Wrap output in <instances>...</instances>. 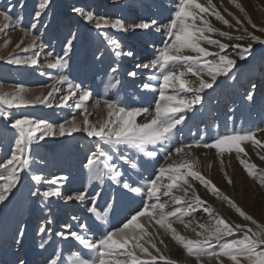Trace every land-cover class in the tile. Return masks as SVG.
<instances>
[{
	"label": "snow or ice",
	"instance_id": "obj_1",
	"mask_svg": "<svg viewBox=\"0 0 264 264\" xmlns=\"http://www.w3.org/2000/svg\"><path fill=\"white\" fill-rule=\"evenodd\" d=\"M232 2L236 9L247 16L246 10L240 3L236 0H232ZM50 3L51 0H42L35 12L34 20H39L42 12ZM23 6L21 3L20 7L23 8ZM224 11L228 10L224 9ZM11 12V8L0 10V17L7 22L0 27V32L6 31L14 19L16 24L22 27V18H14ZM71 12L80 15L98 32L107 28L120 32H135L136 30L154 28L155 32L166 37L162 41L163 47L158 50L155 59L148 63L135 65L137 69H158V72L150 76L147 82H142L139 85L142 92H149L154 90L152 81L158 82L159 87L155 89L158 96L154 98V107L135 106L128 103L127 98L119 99L107 96L103 99L106 116L95 120L90 119L93 115H99V113L89 112L86 104L91 99L93 90L85 87L82 83L74 82L65 71L69 68V54L72 51L73 42L77 38L75 34H71V38H68L64 45L63 55L47 53V56L51 57L46 63L47 68L58 69L59 74L52 77L53 84L47 86L50 90L46 95L43 92L39 95H29L32 90L23 86H16L11 91L0 86V117L9 119V126L14 130L11 152L0 162V203H4L20 183L21 173L31 168L29 157L31 146L35 141H42L47 137L72 136L74 133L82 132L88 138H94L95 150L90 151L86 156L84 168L87 170L90 181L99 182L101 190L91 196L87 190H76L68 195H63L60 187H48L42 192L38 187L31 192V195L33 197L40 196L44 201L63 196L66 203L87 202V211L94 215L96 221L99 222H93L96 223L98 229L108 225V218L114 211L116 203L113 198V200L105 202L106 206L103 210H98L96 201L101 197L106 180L122 187L124 190L122 195L139 196L142 201L141 206L133 210V213L126 218L121 226L105 228L98 239H89L79 231L55 232V236L63 240L71 238L86 250L71 252L67 264H160V262L178 264L177 260L165 255L168 245L160 232L157 231L156 226L163 230L164 235H170L172 241L182 247L187 257L194 258L195 264H213V262L214 264H225V259L231 264H264V225L259 224L252 215L244 211L230 197L223 195L210 179L202 175L197 168L198 158H194L191 152L193 147L215 149L221 157V165H223L225 153H235L247 175L264 188V169L258 168L255 163H251L241 156V154L243 157L248 156L247 151L242 147V143L247 141H251L254 147H259L261 151H264V141L256 139V133L264 132V129L233 131L216 136L211 143L201 140L194 144L176 147L174 150H166L164 147L171 141L177 126L185 121L186 114L189 111H194L197 105L202 104V94L205 90L213 89L217 85L219 77L235 80L245 65H251L259 58L260 82L264 83V39L248 32L244 21L229 13L235 21V25H233L217 10L212 0H207V6L198 0H178L174 14L166 23L156 19H141L139 22L126 23L123 18L99 15L93 11H86L82 7H73ZM207 15L214 16L216 20L221 21L229 28L237 27L238 31L247 35L248 42L246 44H230L206 35V33L218 34L229 42L245 40V35L232 36L229 32L215 28L206 18ZM246 22L252 29H257L264 36V27L258 28L250 16L247 17ZM31 28L35 29L36 23H33ZM104 40L111 46L116 58L134 57V51H125L117 38L105 35ZM37 41H40L39 45ZM9 43L10 41L6 40L4 47L7 48ZM22 43L23 41L17 43L16 48H20ZM254 45H261V47L257 49ZM38 46L43 48V42L39 36H33L29 47L22 49L25 52L31 49L33 55L22 57L10 53L7 63L36 65L38 60L35 57L40 55L35 51ZM211 46L217 48L218 51H211ZM230 47L236 51L230 53L228 51ZM103 55L104 53L101 52L96 59L99 61ZM3 58L0 56V59ZM119 71V65L109 66L108 72L112 76L106 87L118 88L121 81L116 79L115 74ZM137 75V71L127 72V76L133 79ZM249 84L250 90L246 94V99L254 101L258 85L255 80H250ZM63 85L67 86V90L60 96L57 106L65 107L70 100L78 96L75 108L81 110L79 120L76 116H72L70 120L53 124L44 119L29 118L26 115L15 117L8 111L13 108L19 109L37 104L50 105V97L56 92H61L60 86ZM100 103V100L97 99L94 108H99ZM142 116L145 117V121L138 123V118ZM149 145L153 149L159 145L161 151L166 150V160H170L173 155L179 157V160L159 167L154 177L148 178L146 182H130L129 179H125L126 168L138 170L141 167L134 159L132 152L143 154L148 158L157 157L158 152L148 150ZM257 155L261 161H264V154L257 152ZM224 175L227 182L232 184L231 177L226 172ZM189 177L199 181L200 185L214 196L226 201L239 217H242L244 221L251 222L255 228L249 227L247 224L230 223L210 205L205 206L207 201L200 197L193 184L190 183ZM31 180L37 183L44 182V178L39 174H33ZM61 180L67 181L68 177H57L46 181V183L56 185ZM176 192H180L182 195L178 196ZM162 197H168L171 204L162 202ZM189 197L191 198L189 199ZM199 209L207 213L211 219L207 223L197 224L200 231L193 228L197 236L196 239L186 238L173 227V223L178 221L186 229L189 228L192 221L185 222L183 218L191 217ZM171 218H175V221ZM72 219L76 220L77 218L73 216ZM142 219L147 223L142 222ZM48 223L51 221L49 220ZM79 228L87 232L90 230V225L79 223ZM38 231L41 234L39 248L47 251L46 246H50L49 242L52 240V229L45 225L41 226ZM237 232L242 233L240 238L229 239V237H234ZM24 236V228L18 227L17 235L13 238L18 248L23 247ZM158 244L163 245V250ZM11 264H28V261L24 256L15 255ZM46 264H66V262L62 258L61 252L53 249V252L46 258Z\"/></svg>",
	"mask_w": 264,
	"mask_h": 264
},
{
	"label": "rangeland",
	"instance_id": "obj_2",
	"mask_svg": "<svg viewBox=\"0 0 264 264\" xmlns=\"http://www.w3.org/2000/svg\"><path fill=\"white\" fill-rule=\"evenodd\" d=\"M41 2L42 0H0V10L11 8L14 18H22V27L17 25L14 19L6 31L0 32V56L4 57L0 59V86L7 91H11L16 86H23L32 90L29 95H39L41 92L46 95L50 90L47 86L53 84L52 77L59 74L58 69L47 68L46 63L51 59L47 53L63 55L66 40L71 38V34H75L77 38L74 40L72 51L69 54V68L65 71L74 82L82 83L85 87L93 90V95L86 104L89 112L99 113V115H93L90 119L95 120L106 116L103 99L107 96L119 99L127 98V102L135 106L154 107V98L158 96V92L155 90L159 87L158 82L152 81L154 90L149 92H142L139 85L142 82H147L150 76L158 72V69H137L135 65L148 63L155 59L158 50L163 47L162 41L166 37L155 32L154 28L136 30L135 32H120L107 28L98 32L80 15L71 12V9L82 7L86 11H93L99 15L123 18L126 23L139 22L141 19H156L166 23L174 14L178 0H51L39 20L36 21L34 20L35 12ZM198 2L207 6V0H198ZM212 2L225 19H228L233 25H235V21L229 13L244 21L248 32L264 39L257 29H252L246 22L247 17L250 16L258 28L264 27V0H236L244 7L247 16L235 8L232 0H212ZM21 3L24 5L23 8L20 7ZM224 9L228 11H224ZM206 18L220 31L229 32L232 36L245 35L244 41L229 42L218 34L206 33L211 38L220 39L222 42L230 44H246L248 42L247 35L238 31L237 27L229 28L212 15H207ZM4 23L7 22L0 17V27ZM33 23H36L35 29L31 28ZM45 25L47 26L45 27ZM105 35L117 38L125 51H134V57L116 58L111 46L104 40ZM33 36H39L44 45L43 48L38 46L35 49L40 53L35 57L38 63L36 65L7 63L10 53L22 57L33 55L31 49L27 52L22 50L29 47ZM6 40L10 41L7 48L4 47ZM21 41H23L21 47L16 48V44ZM37 44L39 45L40 41H37ZM204 46L209 47L208 45ZM254 47L258 49L261 45H254ZM210 50L218 51L214 46H211ZM228 51L234 53L236 50L230 47ZM101 52L104 55L98 61L96 57ZM110 65H119L120 71L115 74L116 79L121 81L118 88L106 87L112 76L108 72ZM259 66L260 60L257 58L251 65H245L235 80L219 77L217 85L213 89L205 90L202 94V104L197 105L194 111H189L186 114L185 121L177 126L171 141L164 146L165 149L174 150L176 147L194 144L201 140L211 143L216 136L233 131L264 129V83L260 82ZM130 70L137 71L138 75L135 79L127 76V72ZM250 80H255L258 85L254 101L246 99V94L250 90ZM60 87L62 91L56 92L50 97V105L37 104L19 109L13 108L8 111L15 117L26 115L29 118L44 119L53 124L70 120L72 116H76L79 120L81 110L75 108L78 96L70 100L65 107L57 106L60 96L67 90L66 85ZM97 99L101 102L100 107L94 108ZM144 121V116L138 118V123ZM9 125V119L0 117V162L10 154L13 147L14 130ZM256 139L264 141V132L258 131ZM242 147L248 153L247 157H243L241 154L242 158L255 163L258 168L264 169V161H261L257 155V152L264 154V151H261L259 147H254L251 141L243 142ZM160 149L159 145L155 149L149 145L148 150L158 152L155 158H148L143 154L132 152L131 154L141 167L138 170L126 168L125 179H129L130 182H146L148 178L154 177L159 167L179 160V157L175 155L170 160H166V150L161 151ZM92 150H95L94 138H88L82 132L74 133L72 136L47 137L33 143L29 157L31 168L21 173L20 183L9 194L8 199L4 203H0V264H11L15 255L24 256L28 264H46V258L53 252V249L61 252L62 258L67 264L71 252L86 250L71 238L63 240L55 236V232L79 231L89 239H98L105 228L121 226L126 218L133 213V210L141 206V197L132 196V194L122 195L124 192L122 187L106 180L101 197L96 201L98 210H103L106 206L105 202L111 201L113 198L116 203L114 211L108 218V225L98 229L96 223L99 222L96 221L94 215L87 211V202L66 203L63 196L44 201L40 196L33 197L31 195V192L38 187L41 192L48 187H60L63 195H68L76 190H87L91 196L96 191H100L99 182L90 181L87 170L84 168L86 156ZM186 151L188 150L186 149ZM191 152L194 158H198L197 168L201 174L210 179L223 195L230 197L244 211L252 215L259 224L264 225V188L247 175L236 154L225 153L223 165H221V157L215 149L193 147ZM225 172L231 177L232 184H229L225 179ZM33 174L42 175L44 182L32 181ZM63 176H67L68 180H61L56 185L46 183L48 180ZM189 181L200 197L207 201L205 206L210 205L230 223L247 224L249 227L255 228L251 222L244 221L242 217H239L226 201L214 196L200 185L199 181L193 180L191 177H189ZM176 195L179 196L182 193L176 192ZM162 202L171 204L168 197H162ZM73 216L77 219L73 220ZM171 219L175 221V218ZM183 219L185 222L192 221L189 228L186 229L178 221L173 223V227L186 238L196 239L197 236L193 228L200 231L197 224L207 223L211 218L202 209H199L191 217ZM49 220L51 223H48ZM94 221L96 223H93ZM142 222L147 223L143 219ZM79 223L90 225V230L85 232L80 229ZM45 225L51 228L53 233L52 240L49 242L50 246H46L47 251L39 248L41 234L38 230ZM66 225L67 227H65ZM18 227L25 230L22 248H18L13 239L17 235ZM156 229L168 245L165 255L177 260L178 264H195V259L187 257L182 247L172 241L170 235H164L163 230L158 226ZM241 236L242 233L237 232L234 237H229V239ZM45 238L47 237L45 236ZM158 246L163 250V245L158 244ZM225 264H231V262L225 259Z\"/></svg>",
	"mask_w": 264,
	"mask_h": 264
}]
</instances>
